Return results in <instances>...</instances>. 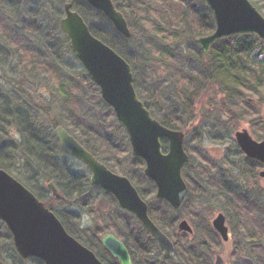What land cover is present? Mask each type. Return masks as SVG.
Instances as JSON below:
<instances>
[{
  "label": "trees",
  "instance_id": "obj_1",
  "mask_svg": "<svg viewBox=\"0 0 264 264\" xmlns=\"http://www.w3.org/2000/svg\"><path fill=\"white\" fill-rule=\"evenodd\" d=\"M70 1L85 18L91 32L132 65L139 97L145 101L150 111L155 113V109L148 105L153 102L159 112L158 119L170 128L183 126L184 116L192 107V103L188 101L193 96L206 94L210 88L216 87L225 94V99L220 102L221 107L226 106L228 112L239 117L244 116L246 121L252 123L254 132L264 136L263 124L253 118L256 105L247 99L248 96L256 99L264 97V60L250 59L248 54L251 51L247 49L246 53L243 52L244 48L248 47L243 43L233 47L226 45L223 49L215 48L206 54L199 47L196 38L213 32L216 24L213 12L204 0H174L180 10L175 25H171V21L157 10L160 7L157 5H165L168 0H113L128 21L131 37L118 32L103 13L87 0H0V68L21 77L22 72L16 69L20 63L26 73L38 75L42 80L56 79L63 98L61 107H64L65 122L62 123L66 124V127H73L72 131L79 134V141L96 157L110 164L117 172H127L142 196L150 200V215L155 222L165 232L173 233L179 219L175 213L179 210H173L164 200L156 199L154 183L142 174L139 176L137 168L126 169L125 160L129 152L123 143L115 140L111 131L98 130L87 120L82 106L83 92L74 88L79 83H72V80L68 79L70 69L53 47V37L59 32L64 34L60 21L65 14L64 4ZM155 11L160 13L162 19L156 20L154 15H151ZM139 38L144 44L137 52V47L132 43L134 39L140 40ZM59 41L66 48H70L66 35ZM185 42L188 45L187 50L183 48ZM158 60L170 69L171 75L168 78L155 76L152 66H155ZM139 65L145 69H139ZM65 70L68 71L62 73ZM83 70L85 77L89 79L88 83L96 85L88 72ZM53 71H57V77H54ZM11 84L13 83L0 84V168L21 177L27 187L57 214L69 233L94 250L105 264H120L102 244V234L106 232H113L124 241L133 255L135 264H156L151 260V252L148 253L138 234L131 230L132 225L128 226L125 221H122L125 227L119 224V221L126 218L135 220L128 212L123 210L125 216H120L118 221L110 216L107 222L97 225L94 229L77 232L70 225L73 218L55 208V200L68 199H76L78 205L90 204L91 207L93 201L88 192L91 187L90 180L88 176L77 173L61 160L60 155L64 152L53 128L39 127L32 113L27 110L25 102L21 101L20 94L14 93ZM106 107L114 114L110 106ZM58 125L60 124L55 123L53 126ZM13 127H16L21 137L19 141L6 138L8 131ZM120 127L122 128L121 125ZM117 130L115 128V131ZM140 164L144 162L136 157L132 165L139 167ZM50 181L59 189L58 196H54L47 189V183ZM95 188L102 191L99 187ZM209 188L213 192L210 195H214L213 198L225 205L223 210L228 219L239 217L246 227L243 233L248 241L257 242L256 246L252 247L253 255L249 256L247 252L245 261H241L244 264H264V249L259 245V242L264 240V216L257 206L254 207L250 195L241 188H223L220 178L212 179ZM191 191L197 192L192 187ZM198 193L201 196L209 194L210 191ZM108 195L115 201L112 194ZM198 200L199 204L206 205V209L192 216L194 224L198 226L195 232L198 238H194L192 247L182 246V261L177 264H213L209 251L215 241H220L211 226L210 215H206L207 211L213 210V202L201 197ZM136 223L140 231L149 235V244L159 249L150 234L139 222ZM202 241L208 244L201 247L205 250L200 256L195 251L200 250ZM26 260L18 253L13 235L6 223L0 219V264H23ZM163 262L168 263L164 260ZM31 264L44 262L32 257Z\"/></svg>",
  "mask_w": 264,
  "mask_h": 264
},
{
  "label": "water",
  "instance_id": "obj_2",
  "mask_svg": "<svg viewBox=\"0 0 264 264\" xmlns=\"http://www.w3.org/2000/svg\"><path fill=\"white\" fill-rule=\"evenodd\" d=\"M87 1L102 12L118 32L131 37L128 21L113 0ZM204 1L212 10L216 23L211 34L196 39L205 53L209 52L213 42L233 34L252 33L264 40V16L250 0ZM64 11L60 24L70 47L100 88L103 100L114 110L129 137L133 155L145 162L144 173L156 184V198L178 209L187 194V184L182 176L188 160L184 150V132L169 128L152 115L137 94L131 64L91 32L72 1L64 4ZM54 132L62 151L88 167L91 186L98 185L111 193L119 206L134 215L151 234L163 256L170 258L175 250L174 242L153 220L149 203L130 178L108 168L65 127L58 125ZM162 139L169 142L167 152L163 151ZM236 139L245 155L264 164V140H255L247 129L237 131ZM261 177L264 178V170ZM47 186L54 195L58 194L54 182ZM0 219L9 228L23 259L36 257L44 264H105L93 250L69 233L44 201L1 168ZM212 226L224 241L229 240V228L223 213L214 217ZM178 228L193 232L187 220H182ZM102 243L120 264H134L124 242L115 234H106ZM215 264H224L222 255L216 256Z\"/></svg>",
  "mask_w": 264,
  "mask_h": 264
},
{
  "label": "rangeland",
  "instance_id": "obj_3",
  "mask_svg": "<svg viewBox=\"0 0 264 264\" xmlns=\"http://www.w3.org/2000/svg\"><path fill=\"white\" fill-rule=\"evenodd\" d=\"M250 1L264 16V0ZM157 6H160L157 8V10L162 13V16L165 15L166 19L171 21L170 24L175 25V23L177 22V16L179 15L178 12H180L178 4L175 3L174 0H168L167 4ZM159 12L155 11L151 13V15H154L156 20H159L161 18ZM62 38L64 39L65 35L60 32L57 33L53 37V41H55L56 44H54L53 47L57 50V55L61 56V59L64 61L67 68L70 69V71L65 70L62 73L68 71V79L70 78L69 80H72V83H79V85L76 84L74 88L83 92L81 94V99L83 101L82 106L84 116H86L87 120L90 121L96 128H98V130L111 131L116 138L115 140L124 144L127 151L129 152V155L125 160L126 169L137 168L138 175L141 176L142 174L144 177H146L143 174L145 164H141L140 167L132 165L134 163V159L136 158L134 155H132L129 137L124 128L120 127L115 114H111L109 112V109L106 107L107 104L104 102L101 92L97 88V86L88 83L89 79L85 77L83 70L85 68L82 65L81 61L76 57L75 53L72 50L70 51L71 47L66 48V46L61 44L59 40L62 41ZM239 43H243L245 47L249 45L252 46L253 50L250 49L251 53L248 54L250 59L262 60L264 58V41L260 39L256 34L252 33L233 34L224 37L223 39L220 38L219 40L213 42V44L211 45L212 47H210V51L215 50V48L223 49L226 45L233 47ZM143 44L144 42L141 39H134L132 43L134 47H137V52L140 50ZM187 47V43H183V48L185 50H187ZM152 67L154 69V73H156L155 76H157L158 78H168L171 75L170 69L166 66V64L160 62L159 60L156 62L155 66ZM138 68L145 69L141 65H139ZM16 69L22 72L21 77H17L9 70L0 68V84L9 82L13 83L11 84V86L14 89V93L17 92L18 94H20L21 101L23 100V102H25L27 110L32 113V116L36 119L39 127L53 128V131L55 129V126L53 125L55 123H59L64 127L66 125L62 123V121L64 120V107H61L63 104V98L58 88V82L56 81V79L53 78L49 81L42 80L38 75L26 73L24 71L25 69L23 67H20V63L18 64V67ZM60 71L58 70V73ZM58 73L57 71H53L54 77H57ZM224 99V92H221L220 88L213 87L210 88V90L206 92V94H202L198 97L193 96L190 101H188L190 104L192 103V107H190V112L184 116L185 121H183L182 129H185L188 132L186 141H190L189 143L192 146L190 161L185 167L186 171L184 172L186 173V178L187 176L189 177L188 183H191V185L189 184V192L182 208L175 213V216H179L177 223L180 220L186 219L191 225H193L192 216L195 213L202 211L204 208L206 209V206L201 205L198 202V198L201 196L202 199H210L213 202V210H210L209 212L205 210L207 211L206 215H210V223L219 212H223L224 214H226V212L224 211L225 205L219 202L217 199L213 198L214 195H210L213 193L212 191H210L209 194H202L201 196L198 192L191 191V186L198 188L199 186L203 185V183L208 178L214 176L216 178H220L219 172L223 174V180H225L228 186L235 187L237 185L242 190L247 191V193L250 195V198L255 204L254 207L257 206L259 212H261L264 216V179L259 176L260 170L264 169V167L251 166L253 171L249 172V169L251 168L248 158L242 151L237 148L235 133L242 128H247L253 135V138H256V140H260L259 138H262L264 136L257 135L254 132L253 128L252 131L250 125L247 122H244L240 119L233 120L232 113L228 112V109H223L221 107L220 102H222ZM142 101L145 102L143 99ZM148 105L155 109V113H153V111L151 112L154 117L158 119L159 112L153 105V102ZM257 108L262 114H264V97L262 98V102H258ZM198 110L201 112V116L197 121V126L193 129L188 130L187 123L189 120L195 117V113ZM72 128L73 127L71 126L66 127V129H68L71 134H73L78 140H80L79 134L74 133L72 131ZM115 128H117L118 130L115 131ZM6 138L15 141H19L21 139L16 130V127H13L8 131ZM60 158L64 163L68 164L77 173L88 176L90 180V170L83 162L74 157L68 156L65 153H62L60 155ZM103 162L112 171L117 172V170H115L110 164L105 161ZM138 170H141V172H139ZM9 173L27 186V184L16 173ZM117 173L129 177L128 173L125 171L122 173ZM146 179L148 178L146 177ZM88 192L90 193L91 200L93 201L91 203V207L90 204L78 205L76 199L54 201V206L56 209H58V211L63 212L65 215L68 214L71 218H73V220H70V225L73 226L77 232L94 229L97 225L107 222L110 216L117 221L119 220L120 216H125L124 211L117 203V200L115 199L114 201V199L110 197L106 191L102 190L100 192L97 188L90 187ZM208 195H210V197H208ZM143 198L150 204V200L148 198ZM73 214H75L77 217H75ZM129 219L130 218L121 220L119 221V224L122 227H125V224L122 225V221H125L128 226L132 225L131 230L136 235L138 234L142 244H145L144 246H146L148 253L149 251L151 252V254L149 253V256L154 263L177 264L182 261L181 249L186 238L183 232L178 231L177 223L175 231L173 233L167 230L166 233L173 239L179 241V247L174 255L172 262L164 263L161 259L159 249H157L156 246H152L151 244H149V235L143 233V231H140V229L138 228V223H136L134 219H130V221ZM228 224L230 226V231L232 232L231 241L229 243H225L221 240V244L220 242L215 241L216 243L211 246L212 249L209 251V253H211L213 264L215 262L217 254L223 256V258L225 259L224 264H239L245 257V254L247 252L248 255L251 256L250 245L247 244L241 234V229L244 230L246 228L243 225V221H239V217L233 216L231 222H228ZM107 233L111 232L102 234V237ZM259 245L264 249V240L260 241ZM152 248H154V250H152ZM200 250H202V248ZM31 262L32 258H29L23 264H31Z\"/></svg>",
  "mask_w": 264,
  "mask_h": 264
},
{
  "label": "flooded vegetation",
  "instance_id": "obj_4",
  "mask_svg": "<svg viewBox=\"0 0 264 264\" xmlns=\"http://www.w3.org/2000/svg\"><path fill=\"white\" fill-rule=\"evenodd\" d=\"M223 39V38H222ZM212 47V46H211ZM249 50L250 51V49L251 50H253V48H252V46L251 45H249L247 48H244V51L243 52H245V50ZM209 52H210V50H209ZM208 52V53H209ZM207 54V53H206ZM262 60H264V58L262 59ZM262 98L263 97H261V99H256V98H251L250 96L247 98L250 102H252V103H254L256 106H255V111H257V113L254 111L253 113H254V115H253V118H257L258 119V122L260 123V124H263V126H264V114H262L261 112H260V110L257 108V104H258V102H262ZM223 109H227L226 108V106L225 107H222ZM226 111V110H225ZM228 113V112H227ZM256 113V114H255ZM233 115V120H237V119H240V120H242V121H244V122H247L249 125H250V127H251V129H252V123L250 122V121H246L245 120V117L244 116H242V117H239L238 115H234V114H232ZM200 116H201V112L198 110L196 113H195V117L194 118H192L191 120H189L188 121V123H187V127H188V130H190V129H193V128H195L196 126H197V121H198V119L200 118ZM192 117V116H191ZM190 117V118H191ZM242 121H240V122H242ZM182 125H183V123H182ZM182 127L183 126H181V127H179V126H177L176 125V127H173L172 129H175V130H182L183 132H184V134H185V137H184V150H185V152L187 153V155H188V160H187V163L185 164V166L183 167V170H182V176H183V178H184V180H185V182H186V184H187V194H186V198H187V195H188V192H189V184L191 185V183H188L189 182V177L187 176V178H186V173H184L186 170H185V167L188 165V163H189V161H190V157H191V153H192V146H191V144L189 143L190 141H186V137H187V131L184 129H182ZM170 128V127H169ZM244 129H247V128H242L241 130H244ZM248 130V129H247ZM239 131V130H238ZM252 131H253V129H252ZM250 132V131H249ZM236 133H237V131H236ZM236 133H235V135H236ZM251 134V133H250ZM252 135V134H251ZM253 136V135H252ZM236 137V136H235ZM257 138H259V137H257ZM256 139V138H255ZM260 140H258L257 139V141H262V140H264V137H262V138H259ZM236 143H237V148L240 150V151H242V149H241V147H240V145L238 144V142H237V139H236ZM162 144H163V151L164 152H167V151H169V142L166 140V139H162ZM166 144V145H165ZM131 150H132V148H131ZM91 152V151H90ZM243 152V151H242ZM92 153V152H91ZM244 153V152H243ZM93 154V153H92ZM245 154V153H244ZM94 155V154H93ZM133 155V154H132ZM95 156V155H94ZM96 157V156H95ZM246 157L248 158V161H249V165H250V168H251V166H262V167H264V164L261 162V161H259V160H256V159H253V158H250V157H248L247 155H246ZM98 158V157H97ZM135 158H136V156H135ZM137 158H139V157H137ZM99 159V158H98ZM139 159H141V158H139ZM101 162H103L101 159H99ZM142 160V159H141ZM143 161V160H142ZM144 162V161H143ZM104 163V162H103ZM105 164V163H104ZM144 164H145V162H144ZM106 165V164H105ZM141 165V164H140ZM140 165H138L139 167H140ZM108 167V166H107ZM109 168V167H108ZM144 169H145V165H144ZM144 169H143V174L145 175V173H144ZM264 169H262V170H260V172H259V176L261 177V172L263 171ZM139 171V170H138ZM253 171V169L251 168V169H249V172H252ZM139 172H141V170L139 171ZM117 173V172H116ZM90 175H91V172H90ZM223 174L221 173V172H219V176H220V178H222V179H220V182L223 184V188H226V189H230L231 187L233 188V186H228L227 185V183L225 182V180H223V176H222ZM91 177V176H90ZM130 178V177H129ZM216 177L214 176V177H211V178H208V179H206V181L203 183V185H201V186H199L198 188H195V187H193V186H191L195 191H197V192H201V193H203V192H209V191H211L210 190V188H209V186H210V181L213 179H215ZM262 179H264L263 177H261ZM131 180V179H130ZM132 181V180H131ZM152 183H154L153 181H151ZM132 183H133V181H132ZM134 184V183H133ZM135 185V184H134ZM154 185H155V187H156V184L154 183ZM136 186V185H135ZM92 188L93 187H99L100 188V186H91ZM235 187H237V188H240V187H238L237 185L235 186ZM136 188H137V186H136ZM138 189V188H137ZM103 190V189H102ZM105 191V190H104ZM138 191H139V189H138ZM156 191H157V187H156ZM156 191H155V193H156ZM107 192V191H106ZM108 193V192H107ZM139 193L141 194V196H142V193L139 191ZM200 194V193H199ZM143 197V196H142ZM199 197V196H198ZM202 197V196H201ZM155 198H156V196H155ZM186 198H185V200H186ZM157 199V198H156ZM161 200H163V199H161ZM185 200H184V202H185ZM210 200V199H209ZM165 201V200H164ZM165 202H167V201H165ZM184 202L182 203V205L178 208V209H174L168 202V204L172 207V209L173 210H176V211H178V210H180L181 208H182V206H183V204H184ZM228 205V204H227ZM206 206V205H205ZM126 212H128V211H126ZM129 213V212H128ZM219 213H223V212H219ZM218 213V214H219ZM129 214H131V213H129ZM224 214V213H223ZM132 215V214H131ZM225 215V217H226V225L228 226V228H229V235H230V238H229V240L228 241H224L223 239H222V237L220 236V234L215 230V232L218 234V236H219V239H220V244H221V240L223 241V242H225V243H229L230 241H231V231H230V226H229V224H228V222L230 223L231 222V220H229L228 219V217H227V215L226 214H224ZM134 218H135V220L137 221V222H139L137 219H136V217L134 216V215H132ZM154 220V219H153ZM183 220H186V219H183ZM155 221V220H154ZM182 220H180L178 223H177V229H178V231L179 232H183L184 233V235H185V238H186V240L184 241V244L183 245H185V246H187V248H190V247H192V243H193V241L195 240L194 238H198V236H197V234L195 233L196 232V230H197V228H198V226H196L195 224H194V222H193V225H191L189 222V224L191 225V227H192V229H193V232L191 233V232H186V231H180L179 230V228H178V225H179V223L181 222ZM240 221V220H239ZM140 223V222H139ZM196 223V222H195ZM157 224V223H156ZM141 225V224H140ZM158 225V224H157ZM159 226V225H158ZM211 226H212V222H211ZM141 227H142V225H141ZM160 227V226H159ZM213 227V226H212ZM143 228V227H142ZM144 229V228H143ZM145 230V229H144ZM147 231V230H146ZM242 229H241V234H242V237H243V239L247 242V244H249L250 245V252H251V256L253 255V250H252V247H254V246H256V244H257V242H252V241H248V239H247V237H246V234H244V233H242ZM148 232V231H147ZM149 233V232H148ZM150 234V233H149ZM105 236V235H104ZM103 236V237H104ZM117 236V235H116ZM150 236H151V234H150ZM170 236V235H169ZM103 237H102V239H103ZM118 237V236H117ZM152 237V236H151ZM171 237V236H170ZM119 238V237H118ZM120 239V238H119ZM152 239H154L153 237H152ZM171 239L173 240V242H174V245H175V250H174V252H173V255L170 257V258H168V259H166L164 256H163V253H162V251L160 250V248H159V246H158V244H157V242L155 241V239H154V241L156 242V244H157V247L159 248V253L161 254V259L162 260H164V261H166V262H172V260H173V258H174V255H175V253H176V251H177V249H178V247H179V241L178 240H175V239H173L172 237H171ZM120 240H122V239H120ZM123 241V240H122ZM124 242V241H123ZM125 244V243H124ZM207 242H205V241H202V244H201V246L199 247L200 249H201V247H206L207 246ZM182 245V246H183ZM196 245H197V243H196ZM125 246H126V244H125ZM212 246V245H211ZM127 247V246H126ZM194 247H196V248H198L197 246H194ZM127 249H128V247H127ZM204 250H205V248L203 249V250H197L196 249V254H198V255H202L203 254V252H204ZM128 251H129V253H130V255H131V258H132V261H133V263L135 264V262H134V259H133V255H132V253H131V251L128 249ZM199 252H201V253H199ZM217 255H219V254H217ZM216 255V256H217ZM223 257V256H222ZM216 260V259H215ZM243 260H245V257L242 259V261ZM242 261H241V263H242ZM239 262V261H238ZM154 263V262H153ZM224 263H225V259H224ZM214 264H215V262H214ZM243 264H244V262H243Z\"/></svg>",
  "mask_w": 264,
  "mask_h": 264
},
{
  "label": "bare ground",
  "instance_id": "obj_5",
  "mask_svg": "<svg viewBox=\"0 0 264 264\" xmlns=\"http://www.w3.org/2000/svg\"><path fill=\"white\" fill-rule=\"evenodd\" d=\"M52 210V209H51ZM53 211V210H52ZM54 212V211H53ZM55 213V212H54ZM56 214V213H55ZM56 216H57V214H56ZM58 217V216H57ZM59 218V217H58Z\"/></svg>",
  "mask_w": 264,
  "mask_h": 264
}]
</instances>
